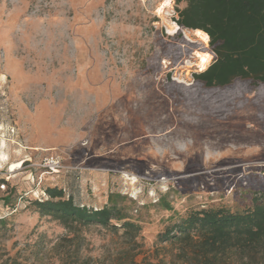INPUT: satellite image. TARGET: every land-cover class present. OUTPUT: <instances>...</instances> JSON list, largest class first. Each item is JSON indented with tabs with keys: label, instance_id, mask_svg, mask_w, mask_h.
Listing matches in <instances>:
<instances>
[{
	"label": "rangeland",
	"instance_id": "1",
	"mask_svg": "<svg viewBox=\"0 0 264 264\" xmlns=\"http://www.w3.org/2000/svg\"><path fill=\"white\" fill-rule=\"evenodd\" d=\"M186 5L0 0V264L168 263L171 215L240 210L264 192L262 84L196 83L215 54L210 37L175 34ZM197 51L211 55L205 69ZM51 154L61 173L41 167ZM43 185L116 204L141 231L66 228L36 211Z\"/></svg>",
	"mask_w": 264,
	"mask_h": 264
},
{
	"label": "trees",
	"instance_id": "2",
	"mask_svg": "<svg viewBox=\"0 0 264 264\" xmlns=\"http://www.w3.org/2000/svg\"><path fill=\"white\" fill-rule=\"evenodd\" d=\"M178 1L187 5L178 10L180 29L175 34L182 27L203 30L215 54L208 68L194 75L196 83L219 92L237 80H252L264 90V0ZM43 189L33 201L36 211L66 228L76 223L117 229L116 220L132 237L141 231V225L116 204L89 207L74 195L67 197L64 188L43 185ZM168 220L159 240L168 243L163 248L171 252L169 264H264V192L254 193L251 205L240 210L190 208ZM160 263L168 264L164 259Z\"/></svg>",
	"mask_w": 264,
	"mask_h": 264
},
{
	"label": "built area",
	"instance_id": "3",
	"mask_svg": "<svg viewBox=\"0 0 264 264\" xmlns=\"http://www.w3.org/2000/svg\"><path fill=\"white\" fill-rule=\"evenodd\" d=\"M41 167L44 168L45 171L50 172L52 175L61 173L66 169L63 164V159L58 154H51L45 157ZM0 186L2 189L6 188L5 183H2Z\"/></svg>",
	"mask_w": 264,
	"mask_h": 264
},
{
	"label": "bare ground",
	"instance_id": "4",
	"mask_svg": "<svg viewBox=\"0 0 264 264\" xmlns=\"http://www.w3.org/2000/svg\"><path fill=\"white\" fill-rule=\"evenodd\" d=\"M178 27H179V25L175 24V28L177 29ZM175 28L170 30V32H173L175 30ZM184 33L188 36V34L185 31V29H184ZM195 33H196V35L202 37L203 40L208 43L209 36H208V34L205 31L200 30V29H196ZM196 56L199 58L200 67L202 69H205L207 67V65L209 64V62H210L211 55L209 53H205V52L201 53V52L197 51L196 52Z\"/></svg>",
	"mask_w": 264,
	"mask_h": 264
}]
</instances>
